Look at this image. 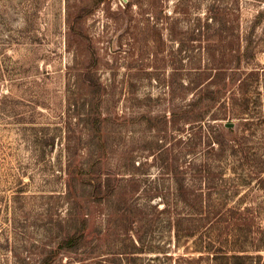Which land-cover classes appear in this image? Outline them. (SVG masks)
I'll use <instances>...</instances> for the list:
<instances>
[{
  "label": "rangeland",
  "instance_id": "obj_1",
  "mask_svg": "<svg viewBox=\"0 0 264 264\" xmlns=\"http://www.w3.org/2000/svg\"><path fill=\"white\" fill-rule=\"evenodd\" d=\"M0 264H264V0H0Z\"/></svg>",
  "mask_w": 264,
  "mask_h": 264
},
{
  "label": "trees",
  "instance_id": "obj_2",
  "mask_svg": "<svg viewBox=\"0 0 264 264\" xmlns=\"http://www.w3.org/2000/svg\"><path fill=\"white\" fill-rule=\"evenodd\" d=\"M82 237L83 236L81 234H77L73 237H70L69 239L61 243V247L72 248L73 246H76L79 243Z\"/></svg>",
  "mask_w": 264,
  "mask_h": 264
},
{
  "label": "water",
  "instance_id": "obj_3",
  "mask_svg": "<svg viewBox=\"0 0 264 264\" xmlns=\"http://www.w3.org/2000/svg\"><path fill=\"white\" fill-rule=\"evenodd\" d=\"M234 126V124L233 123H224V127L225 128H232Z\"/></svg>",
  "mask_w": 264,
  "mask_h": 264
}]
</instances>
